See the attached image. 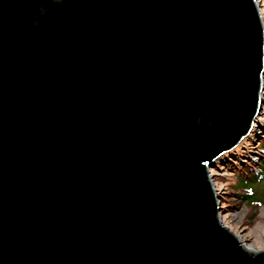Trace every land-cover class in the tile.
I'll return each mask as SVG.
<instances>
[{
  "label": "water",
  "instance_id": "1",
  "mask_svg": "<svg viewBox=\"0 0 264 264\" xmlns=\"http://www.w3.org/2000/svg\"><path fill=\"white\" fill-rule=\"evenodd\" d=\"M257 0H0V264H264L207 167L263 103Z\"/></svg>",
  "mask_w": 264,
  "mask_h": 264
},
{
  "label": "rangeland",
  "instance_id": "2",
  "mask_svg": "<svg viewBox=\"0 0 264 264\" xmlns=\"http://www.w3.org/2000/svg\"><path fill=\"white\" fill-rule=\"evenodd\" d=\"M257 1L264 27V0ZM254 125L252 133L234 151L224 154L207 167V173L221 209L222 225L238 238L246 249L263 251L264 205H248L242 200L240 196L245 192V188H238V180H249L251 171H254L252 169L258 166L263 157L259 147L264 144V96L260 115ZM257 193L264 196V184L259 186Z\"/></svg>",
  "mask_w": 264,
  "mask_h": 264
},
{
  "label": "trees",
  "instance_id": "3",
  "mask_svg": "<svg viewBox=\"0 0 264 264\" xmlns=\"http://www.w3.org/2000/svg\"><path fill=\"white\" fill-rule=\"evenodd\" d=\"M259 151L262 152L263 157L260 160L258 166H254L255 169H252L254 171H251V176L248 177L249 180L243 178H240V180H238V188H245V192L240 196V198L246 201L248 205L253 203L264 205V196L262 195V193H257V191L259 190V186L261 184H264V144L259 147ZM245 175H248V173H245Z\"/></svg>",
  "mask_w": 264,
  "mask_h": 264
},
{
  "label": "bare ground",
  "instance_id": "4",
  "mask_svg": "<svg viewBox=\"0 0 264 264\" xmlns=\"http://www.w3.org/2000/svg\"><path fill=\"white\" fill-rule=\"evenodd\" d=\"M254 126H255V125H253L252 130H253ZM252 130L250 131L249 135L252 133Z\"/></svg>",
  "mask_w": 264,
  "mask_h": 264
}]
</instances>
